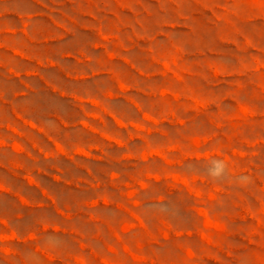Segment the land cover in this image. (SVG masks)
<instances>
[{
    "label": "rangeland",
    "instance_id": "1",
    "mask_svg": "<svg viewBox=\"0 0 264 264\" xmlns=\"http://www.w3.org/2000/svg\"><path fill=\"white\" fill-rule=\"evenodd\" d=\"M0 264H264V0H0Z\"/></svg>",
    "mask_w": 264,
    "mask_h": 264
},
{
    "label": "clouds",
    "instance_id": "2",
    "mask_svg": "<svg viewBox=\"0 0 264 264\" xmlns=\"http://www.w3.org/2000/svg\"><path fill=\"white\" fill-rule=\"evenodd\" d=\"M225 167H226V165L224 164L223 161L216 160L214 167L209 172V176L213 179L220 178L225 171Z\"/></svg>",
    "mask_w": 264,
    "mask_h": 264
}]
</instances>
